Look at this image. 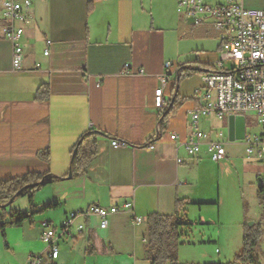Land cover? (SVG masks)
Here are the masks:
<instances>
[{
  "label": "crops",
  "instance_id": "crops-1",
  "mask_svg": "<svg viewBox=\"0 0 264 264\" xmlns=\"http://www.w3.org/2000/svg\"><path fill=\"white\" fill-rule=\"evenodd\" d=\"M238 1L264 7V0ZM214 19L195 25L179 12L178 0L35 2L22 38L21 70H14L13 43L1 33L8 20L0 19V180L29 173L59 177L34 195V206L28 197L14 201L15 209L35 214L20 227L0 230V264H32L33 257H40L38 264H139L149 261V214H174L178 199L186 200L185 209L218 204L222 213L231 191L221 176L213 182L210 174L217 165L226 175L235 158L227 152L214 161L206 141L195 156L186 148L191 114L205 100L204 77L218 71L223 54ZM194 67L212 70L182 75ZM42 86L49 93L39 98ZM176 101V112L163 120ZM229 117L200 119L207 141H221L226 150L244 141L231 139ZM90 132L97 140L95 156L84 172H74L73 163L69 178L74 149ZM115 140L125 144L114 146ZM126 201L133 208L110 215L106 230L99 216L78 217L72 234L57 238L58 257L51 256L42 239L44 223L59 232L71 212Z\"/></svg>",
  "mask_w": 264,
  "mask_h": 264
},
{
  "label": "built area",
  "instance_id": "built-area-1",
  "mask_svg": "<svg viewBox=\"0 0 264 264\" xmlns=\"http://www.w3.org/2000/svg\"><path fill=\"white\" fill-rule=\"evenodd\" d=\"M48 0H0V19L8 20L1 27L2 35L13 43V68L23 67L24 48L22 38L25 27L31 22V10L35 2L45 3ZM178 10L191 19L195 25L214 17V26L222 32L223 54L218 61V71L204 77L205 100L191 114V136L186 140L187 152L191 156L200 153L206 141L214 161H220L227 155L226 147L221 141L209 140L208 133L200 128L202 116L216 115L219 118L229 115L252 116L259 132L246 130L244 141L249 155L257 154L264 165V7L249 8L238 0H178ZM51 43V41H48ZM46 55L49 50H45ZM171 62L166 64L167 67ZM128 66V65H127ZM100 84V83H99ZM163 87L156 90V105L165 104ZM220 135H224L220 132ZM172 139L177 135L172 134ZM114 146L125 144L115 140ZM260 187L264 193V175L260 176ZM132 201L122 206L105 208L93 204L86 210H76L67 215L59 230L52 224L44 223L42 239L51 249V256L57 258L59 246L57 238L72 234V228L78 217L99 216L100 227L108 229L110 215L121 210H131ZM142 222L141 217H135ZM84 223L78 225V233H83ZM32 264L40 263V257H33Z\"/></svg>",
  "mask_w": 264,
  "mask_h": 264
},
{
  "label": "rangeland",
  "instance_id": "rangeland-1",
  "mask_svg": "<svg viewBox=\"0 0 264 264\" xmlns=\"http://www.w3.org/2000/svg\"><path fill=\"white\" fill-rule=\"evenodd\" d=\"M213 123L217 124L218 129L225 128L222 122L219 124L220 122L214 120ZM259 130L250 115L248 131L256 133ZM246 147L244 141L228 145V157L235 159L229 163L230 172L226 175L224 172L218 173L217 165L212 167L210 176L213 182L221 176L231 191L229 202L223 206L222 213L218 204H193L187 209L184 208L186 221L194 225L181 239L179 261L182 264L233 261L243 248L244 234L248 226L261 233L257 255L259 264H264V193L259 184V175H264V165L257 154L249 155ZM139 264L150 262L141 259Z\"/></svg>",
  "mask_w": 264,
  "mask_h": 264
},
{
  "label": "trees",
  "instance_id": "trees-1",
  "mask_svg": "<svg viewBox=\"0 0 264 264\" xmlns=\"http://www.w3.org/2000/svg\"><path fill=\"white\" fill-rule=\"evenodd\" d=\"M212 68H184L182 75H189L195 71H209ZM49 90L47 86H42L38 92L39 98H44L48 95ZM179 103L176 101L170 111L164 116L163 120H168V117L175 113L178 109ZM95 132H90L82 137L76 145V158L74 162V172H84L87 166L95 156L96 142L93 137ZM74 149V150H75ZM44 158L49 157V152L41 153ZM58 176L39 173H29L25 176L13 179L0 180V230L5 232L8 226L20 227L23 223L32 219L35 212L22 211L15 209L13 203L7 207L6 204L11 198L16 195L19 190L24 188L17 198L28 197L31 206H34V195L44 186L54 182ZM262 190V189H261ZM186 200H177L176 211L172 215H160L158 213H151L147 216L148 227V247L147 254L150 264H182L179 261V247L181 239L188 234L193 224L186 221L184 206ZM260 231L255 232L250 227L245 231L244 244L242 250L236 254L231 262L213 263V264H259L257 248L259 246Z\"/></svg>",
  "mask_w": 264,
  "mask_h": 264
},
{
  "label": "water",
  "instance_id": "water-1",
  "mask_svg": "<svg viewBox=\"0 0 264 264\" xmlns=\"http://www.w3.org/2000/svg\"><path fill=\"white\" fill-rule=\"evenodd\" d=\"M180 80V76H178V81ZM169 112V110H167L164 114L163 117ZM230 119V137L231 139H244L245 137V133H246V117L244 115H230L229 117ZM76 153H77V148L74 150L73 156H72V162H71V167L69 170V178L72 177L73 175V169H72V165L75 162V158H76ZM24 188H22L21 190H19V192L14 195L11 200L9 202H7L6 204L2 205L3 207H7L10 204L14 203V201L17 198V195L19 193H21V191Z\"/></svg>",
  "mask_w": 264,
  "mask_h": 264
}]
</instances>
